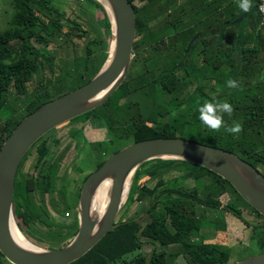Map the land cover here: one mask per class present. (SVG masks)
I'll return each instance as SVG.
<instances>
[{
	"label": "trees",
	"instance_id": "1",
	"mask_svg": "<svg viewBox=\"0 0 264 264\" xmlns=\"http://www.w3.org/2000/svg\"><path fill=\"white\" fill-rule=\"evenodd\" d=\"M85 1L101 12L90 31L75 18L67 17L54 0H13V15L0 31V109L11 92L27 94L28 83L32 78H43V70L55 72L51 55L32 41L48 46L61 40L74 46L72 36L86 40L80 54L74 52L67 63L58 64L53 93L44 89L46 86L40 80L43 86L31 91L23 111L0 125V145L25 114L87 82L106 59L111 39L109 19L97 0ZM129 1L135 15V38L134 57L125 79L101 105L67 121L86 118L104 124L109 142L90 143L94 169L108 155L131 142L183 132L193 135L191 129L194 132L195 128L194 134L205 133L212 141L183 134L182 137L233 151L258 170V164L264 167V115L253 114L254 110L264 109V71L258 69L259 55L264 51V23L257 11L258 0H252L248 12L240 10L238 0ZM241 16L242 20L235 23ZM13 42L19 46L15 48ZM229 79L237 81L240 87L231 88L227 84ZM186 80L194 85L191 90ZM134 95L133 100L129 99ZM213 97L232 105L231 115L222 113L225 128L237 121L238 111L243 112L240 133L229 134L225 128L213 131L199 120V106ZM53 129L35 141L19 164L12 213L25 226L39 224L45 243L60 247L77 230L80 186L91 171L75 167L79 173L75 185L59 174L64 151L51 154L48 135ZM31 152L34 160L28 170H23V162ZM178 167L186 169L180 174L181 179H192V186L163 178V174L169 175ZM141 176L157 180L152 186H138ZM225 192L231 193L238 204L230 201L221 205L217 197ZM146 197L149 203L143 204L139 212L143 216L117 220L115 227L68 264H176L174 259L178 255L185 264H229L231 246L211 241L213 237L204 233L206 229L213 234L226 230L225 216L217 215L218 210L221 214L227 211L251 228L249 243L257 247L256 253L264 251V216L227 180L203 166L177 159L143 162L135 171L124 204ZM49 206L55 212L72 215L67 222L55 221ZM240 206L248 209L257 222H249ZM143 241L173 244L174 250L167 252L161 248L147 255L142 251ZM6 263L0 252V264Z\"/></svg>",
	"mask_w": 264,
	"mask_h": 264
},
{
	"label": "water",
	"instance_id": "2",
	"mask_svg": "<svg viewBox=\"0 0 264 264\" xmlns=\"http://www.w3.org/2000/svg\"><path fill=\"white\" fill-rule=\"evenodd\" d=\"M110 22L107 57L82 85L38 105L25 114L0 145V252L11 264H68L87 252L118 224L117 216L136 169L151 159H177L203 166L227 180L264 216V175L233 151L181 136L131 142L108 155L83 180L76 205L77 230L62 246L27 248L12 237V196L16 173L28 149L58 125L101 105L125 79L133 56L135 15L129 0H97ZM243 16L235 20L239 23ZM189 49V46L186 48ZM107 186L100 213L92 211L95 193ZM229 264H264V251Z\"/></svg>",
	"mask_w": 264,
	"mask_h": 264
},
{
	"label": "rangeland",
	"instance_id": "3",
	"mask_svg": "<svg viewBox=\"0 0 264 264\" xmlns=\"http://www.w3.org/2000/svg\"><path fill=\"white\" fill-rule=\"evenodd\" d=\"M54 3L62 9L66 16L69 18H75L78 22H80L86 30H92V26L97 24V20L101 18V12L99 9L91 6L85 0H54ZM148 5V4H147ZM146 5V6H147ZM13 15V0H0V31L7 27L9 20ZM36 17V16H35ZM75 45L73 46L70 42L64 43L59 40L56 44H51L48 46H42L40 43H36L32 41L35 46L43 49L44 52H47L51 55L53 68L55 70L54 73H50L49 70H43L41 72V76L43 78H32V80L27 85V94L19 95L11 92L8 97L7 103L0 109V125L4 122L10 120L13 114L16 112H21L24 109V105L26 102L31 99V91L39 88L41 85V81L44 82L46 90L50 93H53V86L56 79L55 75L59 74V66L67 63L71 58L74 52L76 54H80L82 51V47L85 43V38H78L72 36ZM12 45L17 48L19 46L18 43L13 42ZM133 53V52H132ZM134 57V53L132 58ZM261 58L260 67L258 68L261 72L264 68V53L259 56ZM136 58V55H135ZM132 60V59H131ZM263 64V65H262ZM160 69L157 68L156 72ZM257 70V67H255ZM253 69V70H255ZM56 73V74H55ZM47 77V78H45ZM41 80V81H40ZM49 81V83H48ZM189 90H191L194 85L189 84ZM217 88H219L218 84H215ZM139 96V95H138ZM134 96L129 97V99L133 100ZM139 98H142L140 95ZM254 116H262L264 115V109L253 111ZM185 114L181 117L183 118ZM243 117V112L238 111L237 113V121H240ZM150 126L148 123L145 124V128L148 129ZM196 129V128H195ZM192 130V134L190 133L183 134L178 133V136L182 137V134L187 137L193 138H202L206 142H211V137H208L205 133L196 135V130ZM198 132V131H197ZM75 134L81 135L80 137L74 138ZM49 143H50V151L52 155L59 154L64 151L63 158L61 160V168H60V175L65 177V180L69 184L75 185V181L78 180L79 173L75 169V167L82 168L84 172L86 171H93L95 159L94 152L90 149V143L92 142H109L110 137L106 131L104 124L98 120H91L86 118H79L77 120H73L70 122H64L57 127H55L48 135ZM53 139H57L58 142H53ZM34 160V153L31 152L23 162V170H28L32 161ZM258 168L260 171L264 172V167L258 164ZM186 172V169H182L181 167L173 168L169 175L163 174V178L166 180L171 179L172 182L185 184L187 186H192L194 181L190 178H183L181 179L180 174ZM156 178H149L148 176H141V178L137 181V185H147L152 186L156 182ZM209 184L207 183L205 186L207 187ZM69 193V192H68ZM69 196V194H68ZM217 200L220 201L221 205L226 204L227 202L234 201L237 205L238 202L234 199V196L231 193H223L217 197ZM125 201L122 203V207L118 213L117 220L124 219L130 216H143V214H139L140 208L143 204H148L149 199L146 197L141 201H133L130 205H125ZM242 210V215L251 223H256V219H253V216L249 214V210L240 206ZM49 214L55 221L60 222H67L68 219L71 217L72 214L67 215V213L61 214L59 212H55L52 207L49 206ZM216 214L225 216L226 219L232 218L236 221V224H229V228H226L225 231L218 232L213 234L211 230H204V233L208 235V237H213L210 240L214 242H222L227 243L231 246V256H230V263L236 260H239L243 257L249 256L257 252V247L251 245L249 236L251 234V228L247 227L243 222L239 219H236L233 215L228 213L227 211H216ZM215 214V215H216ZM207 215L212 216L211 213ZM14 222L17 224L19 230L20 228L23 229L21 233L25 236V238L29 239L34 245L37 246H44L45 239L41 234V226L39 224H29V226H25L20 223L16 218L13 216ZM49 248H56V245L53 246L52 244H46ZM172 245V246H171ZM161 248H164L165 251L170 252L174 250L173 244H169L163 246L159 243V241H143L142 251L145 252L147 255L150 254L152 250L160 251ZM176 264H185V261L182 256L178 255L174 259ZM11 264V263H6Z\"/></svg>",
	"mask_w": 264,
	"mask_h": 264
},
{
	"label": "clouds",
	"instance_id": "4",
	"mask_svg": "<svg viewBox=\"0 0 264 264\" xmlns=\"http://www.w3.org/2000/svg\"><path fill=\"white\" fill-rule=\"evenodd\" d=\"M238 7L243 12H248L252 7V0H238ZM227 84L231 88H239L240 85L237 81L229 79ZM199 103V101L197 102ZM233 111L232 105L226 101H218L213 97L210 100H204L199 106V120L208 128L213 131H219L221 128H225V122L222 113L231 115ZM225 131L229 134H237L242 131V124L239 121H233L230 126L225 128Z\"/></svg>",
	"mask_w": 264,
	"mask_h": 264
},
{
	"label": "bare ground",
	"instance_id": "5",
	"mask_svg": "<svg viewBox=\"0 0 264 264\" xmlns=\"http://www.w3.org/2000/svg\"><path fill=\"white\" fill-rule=\"evenodd\" d=\"M103 3H105L104 0H101ZM107 198V186H105L104 184L101 185L94 196L93 199V204H92V211L95 213H100L103 209L104 203L106 201ZM10 230H11V234L13 239L20 245L27 247V248H35L37 247L36 245H34L32 242L29 241V239L25 238V236L21 233V231L19 230L18 226L16 225V223L14 222V220L10 221Z\"/></svg>",
	"mask_w": 264,
	"mask_h": 264
},
{
	"label": "built area",
	"instance_id": "6",
	"mask_svg": "<svg viewBox=\"0 0 264 264\" xmlns=\"http://www.w3.org/2000/svg\"><path fill=\"white\" fill-rule=\"evenodd\" d=\"M257 11L260 15L262 22L264 23V0H258Z\"/></svg>",
	"mask_w": 264,
	"mask_h": 264
},
{
	"label": "crops",
	"instance_id": "7",
	"mask_svg": "<svg viewBox=\"0 0 264 264\" xmlns=\"http://www.w3.org/2000/svg\"><path fill=\"white\" fill-rule=\"evenodd\" d=\"M263 53H264V51L260 52V55L263 54ZM259 61H261V58L260 57H259ZM263 71H264V68H263L262 72ZM225 220H226L227 228H229V224H236V221L233 220L232 218H230L229 220L225 218Z\"/></svg>",
	"mask_w": 264,
	"mask_h": 264
},
{
	"label": "flooded vegetation",
	"instance_id": "8",
	"mask_svg": "<svg viewBox=\"0 0 264 264\" xmlns=\"http://www.w3.org/2000/svg\"><path fill=\"white\" fill-rule=\"evenodd\" d=\"M194 37H196V35L194 36ZM187 50V49H186ZM183 69V68H182ZM160 70V69H159Z\"/></svg>",
	"mask_w": 264,
	"mask_h": 264
}]
</instances>
